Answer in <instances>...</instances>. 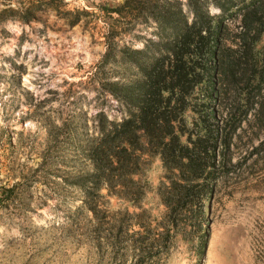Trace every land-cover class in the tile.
Listing matches in <instances>:
<instances>
[{
	"label": "trees",
	"instance_id": "trees-1",
	"mask_svg": "<svg viewBox=\"0 0 264 264\" xmlns=\"http://www.w3.org/2000/svg\"><path fill=\"white\" fill-rule=\"evenodd\" d=\"M64 6L63 0H0V35L2 24L35 22L46 12L70 26L89 14ZM96 7L107 20L104 51L87 83L117 104L120 117L92 115L91 133L77 147L87 169L62 182L81 192L97 224L109 214L100 209L104 197L137 210L113 214L136 228L123 252H131L132 264H161L187 222L200 232L216 184L238 165L234 149L250 156L264 151V0H121ZM39 154L34 171L62 153L43 147ZM154 160L163 171L158 218L140 206ZM18 185L0 186V207L18 196Z\"/></svg>",
	"mask_w": 264,
	"mask_h": 264
},
{
	"label": "rangeland",
	"instance_id": "rangeland-1",
	"mask_svg": "<svg viewBox=\"0 0 264 264\" xmlns=\"http://www.w3.org/2000/svg\"><path fill=\"white\" fill-rule=\"evenodd\" d=\"M120 1L63 0L64 10L89 13L71 26L52 12L35 22L1 25L0 186L19 185L13 189L18 196L0 207V264L133 263L122 248L136 228L113 214L137 210L104 197L100 209L109 214L97 224L81 192L62 182L87 169L77 147L91 133L92 115L120 117L117 104L86 78L104 51L100 36L107 20L96 6ZM125 41L138 46L131 37ZM43 147L60 151L61 158L34 171ZM240 149H234V173L216 184L204 206L201 233L187 222L161 264H264V151L250 156ZM162 174L159 162L151 161L140 203L155 218L164 212L156 195Z\"/></svg>",
	"mask_w": 264,
	"mask_h": 264
}]
</instances>
